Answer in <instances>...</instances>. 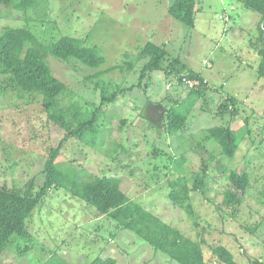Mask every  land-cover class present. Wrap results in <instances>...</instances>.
<instances>
[{
    "label": "rangeland",
    "instance_id": "rangeland-1",
    "mask_svg": "<svg viewBox=\"0 0 264 264\" xmlns=\"http://www.w3.org/2000/svg\"><path fill=\"white\" fill-rule=\"evenodd\" d=\"M171 1L37 0L36 7L26 12L0 4V32L4 27L30 30L40 46L65 36L82 39L103 56L98 69L45 57L53 75L72 91L61 104H76L85 118L99 105L103 90L138 83L146 61L139 58V51L147 42L165 47V67L177 59L205 80L207 92L190 109L182 133L167 135L163 123L170 107L186 101L190 89L182 82L185 75L152 71L141 87L103 107L94 147L70 138L56 162L64 171L73 168L120 178V188L129 199L184 235L202 238L206 264H221L210 251L216 246L230 251L237 264L264 263L260 15L246 10L239 0H195L190 28L168 16ZM112 67L117 69L96 75ZM221 126L236 135L238 148L231 159L205 138L210 128ZM63 135L47 119L39 100L21 99L11 91L0 95V187L22 191L33 179L38 190L48 150ZM153 147L160 151L156 156L150 155ZM180 159L183 163L177 166ZM204 169L203 190L189 195L191 214L172 205L169 183L182 178L190 188L193 175ZM230 171H246L249 178L234 209L222 202ZM26 230L28 237L15 238L2 253L1 264H89L96 258H113L117 264H177L65 188L47 192L27 220Z\"/></svg>",
    "mask_w": 264,
    "mask_h": 264
},
{
    "label": "trees",
    "instance_id": "trees-1",
    "mask_svg": "<svg viewBox=\"0 0 264 264\" xmlns=\"http://www.w3.org/2000/svg\"><path fill=\"white\" fill-rule=\"evenodd\" d=\"M36 1L0 0V4L15 11L26 12L36 7H34L37 4ZM239 1L246 10L260 15L257 26L260 45L258 53L261 56L258 75L264 78V0ZM166 12L172 19L192 28L196 1L172 0ZM262 23L263 27H261ZM47 55L65 63L75 61L92 69H98L105 61L94 47L86 45V40L65 36L47 46H40L30 30L2 28L0 32V95L11 91L21 99L39 100L47 119L61 129L64 135L56 147L48 150L42 170L44 179L38 190H35L33 179L22 191L0 187V264L2 253L15 238L28 237L26 222L35 207L52 188H65L72 197L95 208L122 229L134 233L149 244L155 252L163 253L177 264H206L202 252L204 240L184 235L177 228L163 222L159 216L129 199L120 188V178L94 176L73 168H67V171H64L56 162L63 143L70 138L84 140L89 146L94 147L99 128L97 121L103 107L114 103L118 97L132 91L135 86L141 87L143 78L150 75L152 71L163 73L172 71L178 77L185 75L182 78L199 81L196 88H190L186 101L182 105L170 107L165 114L163 130L169 136L182 133L186 129L190 109L207 92L206 81L187 70V67L177 59H173L165 67L164 62L168 56L165 47L147 42L139 51V58H144L146 61L139 71L138 83L127 88L118 86L115 89L112 88V91L103 90L100 92L99 105L85 118L76 104L72 103L69 106L61 104L62 97L72 95V91L67 84L53 75L45 62ZM115 69L117 67L101 70L96 75H103ZM229 100L232 101V99ZM234 112L233 110L232 114ZM205 138L216 142L228 159H231L237 151L235 132L228 126L210 128ZM158 153L160 151L153 147L150 155L156 156ZM182 163L183 159L175 162L177 166H181ZM205 178L206 170L204 169L193 175L190 188L182 178L169 183L167 196L171 204L191 214L189 195L191 192L203 190ZM228 180L230 186L225 190L222 202L224 207L234 209L241 203L249 178L246 171H230ZM210 251L221 264H237L230 251L224 247H212ZM89 264H117V262L113 258H96ZM251 264L264 263L255 260Z\"/></svg>",
    "mask_w": 264,
    "mask_h": 264
},
{
    "label": "built area",
    "instance_id": "built-area-1",
    "mask_svg": "<svg viewBox=\"0 0 264 264\" xmlns=\"http://www.w3.org/2000/svg\"><path fill=\"white\" fill-rule=\"evenodd\" d=\"M182 82L186 85H188L189 89L190 88H196L199 85V81L198 80H188L186 78L182 79ZM205 83V81H204Z\"/></svg>",
    "mask_w": 264,
    "mask_h": 264
},
{
    "label": "crops",
    "instance_id": "crops-1",
    "mask_svg": "<svg viewBox=\"0 0 264 264\" xmlns=\"http://www.w3.org/2000/svg\"><path fill=\"white\" fill-rule=\"evenodd\" d=\"M170 3H171V2H170ZM170 3H169V4H170ZM169 4H168V5H169ZM167 7H168V6H167ZM166 10H167V8H166ZM166 13H167V12H166Z\"/></svg>",
    "mask_w": 264,
    "mask_h": 264
},
{
    "label": "water",
    "instance_id": "water-1",
    "mask_svg": "<svg viewBox=\"0 0 264 264\" xmlns=\"http://www.w3.org/2000/svg\"><path fill=\"white\" fill-rule=\"evenodd\" d=\"M261 27H263V23L261 24Z\"/></svg>",
    "mask_w": 264,
    "mask_h": 264
}]
</instances>
